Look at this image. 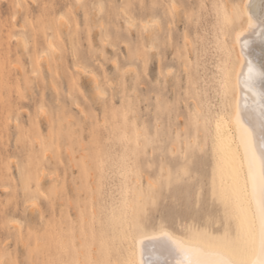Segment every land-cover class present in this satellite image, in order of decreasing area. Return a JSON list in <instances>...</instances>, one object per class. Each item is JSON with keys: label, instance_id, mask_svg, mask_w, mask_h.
<instances>
[{"label": "rangeland", "instance_id": "rangeland-1", "mask_svg": "<svg viewBox=\"0 0 264 264\" xmlns=\"http://www.w3.org/2000/svg\"><path fill=\"white\" fill-rule=\"evenodd\" d=\"M170 2L171 0H0V233L4 232L5 207L23 225L22 234L19 227L13 226L11 230L12 260L24 261L27 258L30 264L32 261L46 264L47 260L59 255L58 246H69L85 236L91 242L93 229L99 239L100 221L97 216L93 223V202L99 200L104 193L100 191L101 174L94 163L97 146L103 144L105 152L112 155L116 154L117 149L122 151L119 143L121 124L115 122L113 104L121 108L126 107L129 100H134L135 120L142 131L151 129L152 134H155L156 123V106L150 108L145 102V97L149 95L148 85H143L137 92L124 97L123 89L118 83V80H134L135 73L130 72L124 76V68L130 64L135 67V64L132 62L133 56H129L128 48L124 47V40L117 44L114 40L107 39L118 28L123 30L122 35L128 31L123 20L118 18L120 14L114 5L131 4L134 6L131 10L133 13H139L140 6L145 5L147 7L143 10V19L148 20L153 12L152 4L167 5ZM186 2L190 6L195 5V11L203 15L205 27H201L200 35L202 39H207L204 36L206 28H210L215 22L214 13L209 15L212 12L211 5L218 2L225 5L240 4L241 0ZM18 3L20 8L16 7ZM101 3L109 5L104 13L103 39L97 22L99 9L91 7ZM202 3L208 5V8L201 10L198 6ZM79 4L87 6V21L84 19L85 10ZM45 5L48 7L45 8ZM155 12V18L159 19L164 14V8L158 7ZM188 12L192 13L193 8L189 7ZM61 14H65L64 21L59 19ZM26 21L31 37L27 49L24 42L13 39L24 29ZM186 30L189 40L196 37L195 20L181 11L174 19L168 16L162 21V30H156L158 35L155 45L151 39L147 42L149 49H157L146 53L147 80L164 93L162 99L165 103L177 102L182 95L179 73L184 68L185 57H188L191 48V44L185 47ZM212 32L214 34L215 29ZM50 40L55 51L49 47ZM129 40L133 42L135 53V29ZM138 43L143 54L145 41L140 39ZM46 54L48 56L45 61ZM231 58L236 66L237 53L234 46ZM135 59L143 66L144 61L138 55ZM5 62L6 74L3 71ZM116 64L121 65L120 74L113 79ZM162 66L164 76H161ZM169 68L174 70L171 75L168 74ZM33 72L37 75H33ZM5 79L8 81L6 91ZM98 84L106 90L105 98L96 94ZM111 84L117 85L115 92L109 86ZM17 88L24 90L23 98L15 94ZM187 90L188 77L185 75L183 91L187 102L191 103L192 97ZM114 96L119 98L114 99ZM105 99L108 109L107 125ZM207 106L206 100L205 110ZM41 107L43 112L40 111ZM176 110L181 111L183 116H188V108L184 102L176 103ZM161 118L166 119L163 113ZM178 123V131L193 139L198 138L201 146H204L206 136L203 127L199 131L192 127L185 133V121L180 120ZM210 144L211 140H208V145ZM160 157L159 147L155 154L151 146L146 154L141 152L138 157L140 174L130 179L133 192L140 184L147 191L151 180L156 184L158 197L166 196V181L162 177H167L169 167L174 173L185 163L174 136L173 143L168 145L166 156L171 164L165 165L163 173L160 169ZM208 172L210 185V168ZM104 183H108L107 178ZM37 187L48 198L41 197L34 209L31 198ZM107 192L111 195L110 188ZM157 204L160 215L155 216V228L163 224L171 231L168 227L172 223L170 204L165 205L162 199H158ZM200 205L198 218L202 222L201 226L215 233L223 213L219 202L213 201L210 187L201 197ZM151 211L154 213L155 209ZM175 223L180 228L182 224L192 221L176 217ZM182 231L183 229L176 233L181 234ZM33 252L37 254L32 255Z\"/></svg>", "mask_w": 264, "mask_h": 264}, {"label": "snow or ice", "instance_id": "snow-or-ice-1", "mask_svg": "<svg viewBox=\"0 0 264 264\" xmlns=\"http://www.w3.org/2000/svg\"><path fill=\"white\" fill-rule=\"evenodd\" d=\"M16 7L20 8L21 5L18 3ZM79 7L85 10L84 19L87 21V6L79 4ZM91 7L99 9L97 22L100 24L103 39L104 13L109 5L101 3L93 4ZM114 7L118 8L120 14L118 18L123 20L128 31L127 34L122 35L123 30L118 28L113 36L107 39L114 40L117 44L124 40L126 42L124 47L128 48L129 56H133L132 62L135 64V67L130 64L124 68V76L130 72L135 73L134 80L131 82L118 80V83L123 89L124 97L137 92L141 86L148 85L149 95L145 97V102L150 108L156 106L155 134H152L151 129L148 131L140 129L135 120L134 100H129L127 106L121 108L113 104L115 122L121 124L119 143L122 151L117 149L116 154L112 155L105 152L103 144L97 146L98 152L94 163L101 174L100 191L104 195L93 202V223L98 216L100 237L97 239L93 229L91 242H88L85 236L81 241H74L69 246H58L59 255L47 260L46 264H145L143 259L137 261L135 258V242L138 236L144 234L145 229L155 228V216L160 215L158 199H162L165 205L170 204L172 223L168 227L171 231H165L163 224L160 225V231L166 238L164 243L173 246L172 251L177 255L175 264H264V97H261L253 87L257 77H264V71L255 69L251 61L247 60L237 71L231 58L234 45H240L241 56L243 55L246 42L241 44V39L244 35L245 22L247 21L249 28L256 26L252 17L246 12L248 4L225 5L219 2L212 4V12L209 15L214 13L215 22L210 28H206L204 36L207 39H202L200 35L201 27H205L203 15L198 14L195 11L196 6L188 5L186 0H171L167 5L152 4L153 12L148 20L143 19V10L147 7L145 5L140 6L139 13L131 11L134 7L131 4L114 5ZM158 7L164 8V14L159 19L155 18L157 15L155 9ZM189 7L193 8L192 13L188 12ZM198 7L204 10L208 5L202 3ZM71 11L70 7L69 12ZM181 11L195 20L197 35L189 40L187 30L184 34L185 47L191 44V48L188 57H185L184 68L179 73L182 92L180 100L165 103L162 99L164 93L147 80L146 53L157 51L155 47L149 49L147 42L151 39L155 45L158 35L156 30L158 28L162 30V21L168 16L174 19ZM59 19L64 21L65 14H61ZM27 24L28 21L25 22L21 33L13 37L22 40L25 49L28 48L31 39ZM133 29L137 32L135 53L133 42L129 40ZM212 29H215L214 34ZM33 30H35L34 22ZM140 39L145 41L143 54L138 43ZM49 47L52 51L56 50L51 43ZM137 55L144 61L143 66L135 59ZM120 68L121 65L116 64L113 79L120 74ZM3 71L7 73V62ZM173 71L169 68L168 74H173ZM33 75L37 73L33 72ZM164 75L162 66L161 76ZM185 75L188 77L187 92L192 97L191 103L187 102V96L183 91ZM109 86L114 92L116 91V84ZM7 88L8 81L5 79V91ZM23 91L17 88L15 94L23 98ZM245 91L258 98L261 117L259 140L256 138V129L242 118L240 99L241 93ZM96 94L105 98L106 90L98 84ZM118 98L114 96V99ZM206 100L207 110L204 107ZM178 102L186 104L187 117L176 110ZM233 102H235L234 111ZM104 103L105 125H107L106 99ZM40 111L43 112L44 109L41 107ZM162 113L166 119L162 120ZM180 120L185 121V133L192 127L197 131L203 127L206 136L204 146H201L198 138L193 139L190 135L178 131ZM173 136L175 142L180 145L185 163L174 173L169 167L167 177H162L166 181V196L158 197L156 184L151 180L147 191L140 184L133 192L130 179L140 174L138 157L141 152L146 154L151 146L155 154L159 147L160 169L163 173L165 165L171 164L166 160V156L168 145L173 143ZM208 140H211L210 146ZM209 168L211 169L210 185ZM106 178L107 184L104 183ZM209 187L213 201L219 202L224 210L223 218L216 226L215 233L202 227V222L198 218L201 197ZM109 188L111 195L107 192ZM41 197L48 198L37 187L31 198L34 209ZM152 209H155L154 213ZM176 217L190 219L192 223H185L177 228ZM13 226L19 227L22 234L23 225L15 218V214L5 207L4 232L0 233V264H30L27 258L24 261L11 259ZM181 229H183L181 235H175ZM181 236L184 238L181 239ZM125 245H127V255H124ZM36 254L37 252L32 253V255ZM31 264L36 262L32 261Z\"/></svg>", "mask_w": 264, "mask_h": 264}, {"label": "bare ground", "instance_id": "bare-ground-1", "mask_svg": "<svg viewBox=\"0 0 264 264\" xmlns=\"http://www.w3.org/2000/svg\"><path fill=\"white\" fill-rule=\"evenodd\" d=\"M240 4H248L246 12L252 17L256 26L249 28L247 21L245 22L241 44H244V42L246 44H244L242 56L240 45H234L237 53L236 70L239 71L240 65L247 60L251 61L255 69L264 71V0H241ZM18 41L23 43L22 40ZM45 56L43 57H45L46 61L48 55L46 54ZM253 87L261 97H264V77H257ZM257 99L250 92H242L240 105L242 118L256 129V138L259 140L261 135V117ZM234 108L235 102H233V111ZM214 127L215 125L213 124V130ZM220 207L223 213V206L220 205ZM164 230L169 231L167 228H164ZM175 235L180 236L181 234L176 233ZM183 238L181 236V239ZM165 239L160 231V226L154 229H145L144 234L138 236L135 242V258L137 261L143 259L145 264H175L177 255L172 251L173 246L170 243H164ZM124 255H127V245H125Z\"/></svg>", "mask_w": 264, "mask_h": 264}]
</instances>
